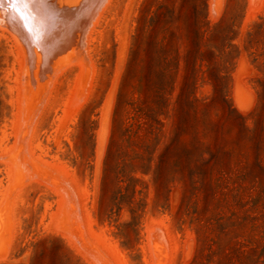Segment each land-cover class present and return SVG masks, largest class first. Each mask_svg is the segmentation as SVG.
Here are the masks:
<instances>
[{"label": "rangeland", "instance_id": "374dc122", "mask_svg": "<svg viewBox=\"0 0 264 264\" xmlns=\"http://www.w3.org/2000/svg\"><path fill=\"white\" fill-rule=\"evenodd\" d=\"M49 1L0 27V264H264V0Z\"/></svg>", "mask_w": 264, "mask_h": 264}, {"label": "water", "instance_id": "95a60500", "mask_svg": "<svg viewBox=\"0 0 264 264\" xmlns=\"http://www.w3.org/2000/svg\"><path fill=\"white\" fill-rule=\"evenodd\" d=\"M34 0H0V27L17 40Z\"/></svg>", "mask_w": 264, "mask_h": 264}, {"label": "bare ground", "instance_id": "6f19581e", "mask_svg": "<svg viewBox=\"0 0 264 264\" xmlns=\"http://www.w3.org/2000/svg\"><path fill=\"white\" fill-rule=\"evenodd\" d=\"M42 1H43V5H44L45 2H46V0H42ZM55 1H56V0H55ZM55 1H54V2H55ZM79 1H80V0H79ZM87 1H88V0H86V2H87ZM89 1H90V0H89ZM89 1H88V2H89ZM49 2L54 3L53 0H52V1L50 0ZM71 2H72V1H71ZM76 2H77V1H76ZM40 3H41V2H40ZM46 3H47V2H46ZM52 3H51V6H52ZM107 3H108V2H107ZM54 4H55V3H54ZM41 5H42V4H41ZM43 5H42V6H43ZM88 5H89V4H88ZM55 6H56V4H55ZM90 6H91V5H90ZM90 6H89V7H90ZM89 7H88V8H89ZM42 8H43V7H42ZM84 8H85V7H84ZM43 9H44V8H43ZM50 9H51V8H50ZM52 9H53V8H52ZM54 9H55V7H54ZM54 9H53V10H54ZM90 9H91V8H90ZM95 9H97V8H95ZM100 9H102V8H100ZM41 10H42V9H41ZM46 10H47V9H46ZM73 10H74V8H73ZM98 10H99V8H98ZM51 11H52V10H51ZM85 11H87V10H85ZM53 12H55V10H54ZM83 12H84V11H83ZM46 13H47V12H46ZM68 13H69V12H68ZM75 13H76V12H75ZM70 14H71V13H70ZM51 15H52V14H51ZM51 15H48V16H49L48 18H50ZM53 15H55V14H53ZM32 17H33V16H32ZM34 17H35V16H34ZM45 17H46V16H45ZM51 17H52V16H51ZM46 18H47V17H46ZM41 19H42V18H41ZM35 20H36V19H35ZM39 20H40V19H39ZM41 21H42V20L39 21V24H41L42 22H43V24H44V21H42V22H41ZM26 22H27V21H26ZM62 22H63V21H62ZM24 23H25V22H24ZM27 24H28V23H27ZM28 26H29V25H28ZM37 26H38V25H37ZM25 27H27V26L25 25ZM30 27H31V26H30ZM33 27H36V26L33 24ZM86 27H87V26H86ZM37 28H38V27H37ZM27 29H30V28H26L25 30H27ZM33 29H34V28H33ZM22 30H23V32L25 31L24 29H22ZM31 31H32V30H31ZM31 31H30V34H31ZM27 32H29V30H27ZM24 33H26V32H24ZM48 33H49V32H48ZM20 34H21V32L19 33V36H20ZM22 34H23V33H22ZM26 35H28V34H26ZM32 35L34 36V33H33V32H32ZM22 37H23V36H22ZM28 37H29V36H28ZM28 37H27V38H28ZM30 37H31V35H30ZM30 37H29V39H30ZM32 38H33V37H32ZM22 39H23V38H22ZM34 39H35V38H34ZM34 39H32V40H34ZM21 41H22V43H24L23 40H21ZM18 42H19V41H18ZM52 43H53V42H52ZM19 44H20V43H19ZM54 44H55V43H54ZM20 45L23 47L25 44H24V45H23V44H20ZM29 45H30V44H29ZM74 45H75V43H74ZM24 48H25V47H24ZM35 48H36V47H35ZM25 49H26V48H25ZM77 49H78V48H77ZM31 51H32V49H31ZM23 52H24V51H23ZM29 52H30V51H29ZM25 53H26V52H25ZM27 53H28V52H27ZM38 53H39V52H38ZM29 54H30V53H29ZM79 54H80V53H79ZM26 55H28V54H26ZM30 55L32 56V54H30ZM30 55H28V56H29V58H31V59H30L31 62H33V61H32V57H33V56L35 57L36 54H34L32 57H30ZM27 58H28V57H27ZM41 59H42V58H41ZM27 60H28V59H27ZM42 60H43V59H42ZM28 62H30V61H28ZM66 62H67V61H66ZM37 63H38V62H37ZM39 63H40V62H39ZM41 64H42V63H41ZM33 66H34V65H33ZM36 66H37V65H36ZM34 67H35V66H34ZM40 67H42V66L40 65ZM40 67H39V68H40ZM67 67H68V66H67ZM31 68H32V67H31ZM24 70H25V69H24ZM39 70H40V69H39ZM52 71H53V70H52ZM30 74H31V73H30ZM30 77H31V76H30ZM46 81H47V80H46ZM37 117H38V116H37ZM19 122H20V121H19ZM32 158H33V157H32ZM36 172H37V171H36ZM61 204H62V203H61ZM160 243H161V242H160ZM158 244H159V243H158ZM163 264H164V263H163Z\"/></svg>", "mask_w": 264, "mask_h": 264}]
</instances>
